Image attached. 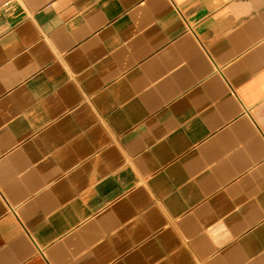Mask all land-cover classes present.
I'll return each instance as SVG.
<instances>
[{
	"label": "crops",
	"instance_id": "obj_1",
	"mask_svg": "<svg viewBox=\"0 0 264 264\" xmlns=\"http://www.w3.org/2000/svg\"><path fill=\"white\" fill-rule=\"evenodd\" d=\"M0 264H264V0H0Z\"/></svg>",
	"mask_w": 264,
	"mask_h": 264
}]
</instances>
